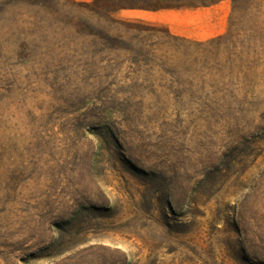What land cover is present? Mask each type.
Instances as JSON below:
<instances>
[{
	"label": "rangeland",
	"instance_id": "374dc122",
	"mask_svg": "<svg viewBox=\"0 0 264 264\" xmlns=\"http://www.w3.org/2000/svg\"><path fill=\"white\" fill-rule=\"evenodd\" d=\"M219 3L0 0V264H264V54L250 121L176 118L181 43L120 16Z\"/></svg>",
	"mask_w": 264,
	"mask_h": 264
},
{
	"label": "trees",
	"instance_id": "16d2710c",
	"mask_svg": "<svg viewBox=\"0 0 264 264\" xmlns=\"http://www.w3.org/2000/svg\"><path fill=\"white\" fill-rule=\"evenodd\" d=\"M16 1L37 7L44 4V0ZM230 1L233 7L226 34L203 42L172 36L182 45L178 57L171 66L167 60L155 65L161 80L158 94L171 101L169 110L176 118L226 124L253 118L252 88L259 55L264 54L259 51L264 47V24L253 14L241 24L237 1Z\"/></svg>",
	"mask_w": 264,
	"mask_h": 264
},
{
	"label": "crops",
	"instance_id": "0c3cea01",
	"mask_svg": "<svg viewBox=\"0 0 264 264\" xmlns=\"http://www.w3.org/2000/svg\"><path fill=\"white\" fill-rule=\"evenodd\" d=\"M120 16L158 24L165 27L171 36L198 42L220 36L226 30L225 10L220 3L197 8L124 9Z\"/></svg>",
	"mask_w": 264,
	"mask_h": 264
}]
</instances>
